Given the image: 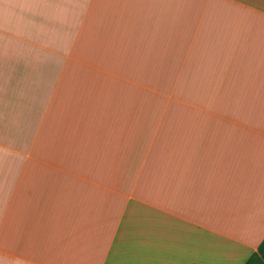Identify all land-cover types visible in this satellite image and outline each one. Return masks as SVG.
I'll return each mask as SVG.
<instances>
[{"label": "crops", "instance_id": "obj_1", "mask_svg": "<svg viewBox=\"0 0 264 264\" xmlns=\"http://www.w3.org/2000/svg\"><path fill=\"white\" fill-rule=\"evenodd\" d=\"M0 264H264V0H0Z\"/></svg>", "mask_w": 264, "mask_h": 264}]
</instances>
